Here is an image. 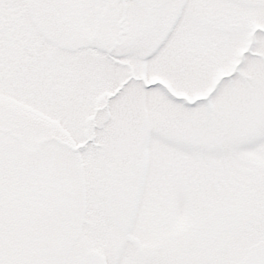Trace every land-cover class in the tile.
Wrapping results in <instances>:
<instances>
[{
	"label": "snow or ice",
	"instance_id": "snow-or-ice-1",
	"mask_svg": "<svg viewBox=\"0 0 264 264\" xmlns=\"http://www.w3.org/2000/svg\"><path fill=\"white\" fill-rule=\"evenodd\" d=\"M0 264H264V0H0Z\"/></svg>",
	"mask_w": 264,
	"mask_h": 264
}]
</instances>
